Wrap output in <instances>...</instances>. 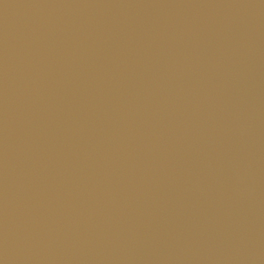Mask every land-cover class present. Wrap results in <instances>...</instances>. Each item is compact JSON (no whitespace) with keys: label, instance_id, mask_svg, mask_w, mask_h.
I'll list each match as a JSON object with an SVG mask.
<instances>
[{"label":"water","instance_id":"water-1","mask_svg":"<svg viewBox=\"0 0 264 264\" xmlns=\"http://www.w3.org/2000/svg\"><path fill=\"white\" fill-rule=\"evenodd\" d=\"M0 264H264V0H0Z\"/></svg>","mask_w":264,"mask_h":264}]
</instances>
